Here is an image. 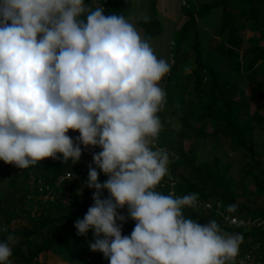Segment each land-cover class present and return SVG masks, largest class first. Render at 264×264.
Here are the masks:
<instances>
[{
  "label": "clouds",
  "instance_id": "1",
  "mask_svg": "<svg viewBox=\"0 0 264 264\" xmlns=\"http://www.w3.org/2000/svg\"><path fill=\"white\" fill-rule=\"evenodd\" d=\"M170 69L134 24L102 6L0 0V161L20 169L49 158L77 163L80 145L99 147L87 182L94 203L74 224L78 235L93 231L91 251L109 264H234L241 234L186 218L197 193L156 190L168 174L169 155L155 142ZM129 218L135 226L127 236ZM15 242L14 234L0 241V264H12Z\"/></svg>",
  "mask_w": 264,
  "mask_h": 264
},
{
  "label": "trees",
  "instance_id": "2",
  "mask_svg": "<svg viewBox=\"0 0 264 264\" xmlns=\"http://www.w3.org/2000/svg\"><path fill=\"white\" fill-rule=\"evenodd\" d=\"M85 3L93 10L102 6L106 15H130L131 0H98L95 5L91 0H85ZM214 7L221 8V22L215 34L227 32V35L210 50L220 57L219 60L224 59L225 72L219 69L218 63L202 56L198 21ZM147 8V21L137 16L134 19L142 27L144 38L150 42L161 32L162 25L156 0H147ZM181 12L186 18L172 42L171 69L163 85L166 92L165 111L158 113L162 126L166 128L155 142L157 148L165 149L169 155L168 174L156 190L164 195L175 193L177 197L197 193V206L183 209L185 217L202 225L215 220L223 232L241 234L243 241L238 255L244 257L249 254L253 264H264V224L242 226L229 224L225 218L237 215L264 219V207L258 204L250 206L253 198L244 196L247 184H251L253 189L248 191V195L264 199V138L260 139L257 132L258 129L264 130V112L260 109V105L264 104V81L247 96L237 79L257 72L264 73V43L260 44L264 40V0H209L199 6L185 1ZM248 23L256 30L245 38L242 30ZM245 41L249 45L239 55ZM252 100L259 103L254 110H251ZM167 114L179 121V128L172 135L168 134L170 122L165 119ZM74 133L76 142L79 133ZM201 137H221L234 150L240 151L243 162L238 179L234 178L229 171L230 166L225 165L215 151L210 159L204 160L199 158L196 143L185 148L186 138L197 140ZM80 146L82 156L77 163L63 161L50 173H41L34 166L21 169L26 218L35 225L8 233L19 234L26 240L25 245L19 240L12 245V264H46L49 258L55 257L66 260L53 252L55 246L74 256L70 264H109L102 253L89 248V244L94 242L93 231L90 229L86 236H81L74 227L75 222L82 220L93 205L95 191L87 187L89 169L85 161L90 147ZM97 171L100 172L99 182L104 183L108 177L99 169ZM66 172L71 173V177L66 178ZM78 185L82 187L83 198L76 197ZM39 187H42L41 190ZM239 187L244 189L243 192ZM50 193L52 198H43ZM66 193L70 196L63 201L61 197ZM108 196L105 190L102 199ZM206 202H210L211 207L205 208ZM229 205H235L236 211L228 212ZM41 206L43 208L39 210ZM122 214L128 215L127 208ZM0 216L6 222L14 218L12 212L2 207ZM134 226L135 221L129 218L123 224L122 234L130 236ZM43 231L47 234L42 235ZM37 236L40 240L35 239ZM236 264L240 263L236 261Z\"/></svg>",
  "mask_w": 264,
  "mask_h": 264
},
{
  "label": "rangeland",
  "instance_id": "3",
  "mask_svg": "<svg viewBox=\"0 0 264 264\" xmlns=\"http://www.w3.org/2000/svg\"><path fill=\"white\" fill-rule=\"evenodd\" d=\"M187 1L188 3L194 4L196 6H199L200 3L206 2L209 0H156V7L158 12V17L160 19L162 29L161 32L154 37L151 38L150 44L153 47L155 54L159 58H163L169 62V64L172 61V42H174L176 36H177V29L183 22V20L186 18L184 14L181 12V7L184 4V2ZM95 5V2H93ZM148 8H147V0H131V10L130 15L125 16V18L139 31L142 37H144V32L141 26H139L134 17H140L144 19L145 17H148ZM237 16H235V21H237ZM221 22V8L220 7H214L211 9V11L208 14H205L202 16L198 21V27L200 29V36H201V46L203 50V58L207 59L213 63L219 64V69L225 72V65H224V59L219 60V56L217 54L212 53L210 50L211 45H215L217 41L220 39H224L227 35V32L223 33L222 35L215 34V29L219 26ZM258 28V27H255ZM256 30V29H255ZM253 28H251V24H246V27L242 30L244 37L248 38L251 36L254 31ZM212 41L210 42V40ZM264 40L260 41V44H263ZM249 45L247 41L244 42L242 49L239 50V55L241 52H243L244 48H246ZM238 82L240 86L243 88L245 94L247 96H250L252 89L260 85L264 81V73L263 72H257L253 75H244L243 77L239 76ZM166 80V76L161 81V87L163 88L164 82ZM251 104V110H254L256 105L259 103L257 101L252 100L250 102ZM261 112H264V104L260 105ZM165 111V110H164ZM165 113V112H163ZM165 119L170 122L168 125L169 133L172 135L176 129L179 128V121L172 115L167 114ZM166 128L164 125L162 126V131H165ZM258 134H260V139L264 138V130H257ZM68 135L72 137V139H75V133L73 131H69ZM163 135V133H161ZM164 139V138H163ZM194 143L197 145V153L199 155V158L207 160L210 159L212 156V152H216L221 156V159L225 165L230 166V173L234 176L235 179H238L240 176V167L243 162V157L240 153V151L234 150L231 146V144L227 140H223L221 137H201L197 140L194 138H186L184 140V146L185 148H189ZM169 144V142H168ZM63 162L62 158L57 159H45L37 163V165L34 166L37 170H39L41 173H50L53 169H55L58 165H60ZM21 169L17 168L14 165L5 164L3 161H0V196H1V202L0 207H2L4 210L6 209L9 212H12L14 215V218H12L9 222H6L2 216H0V241H4L5 237L8 235L9 232L13 230H17L19 228H25L29 229L32 226L35 225V222L29 221L26 218V212L27 208L22 202V198L24 196L23 194V184L21 183ZM240 191L243 192L244 189L242 187L238 188ZM253 187L251 184H247V189L244 191V196L253 198L252 201H250V206H253L255 204H258L260 206L264 207V199L263 197H252L248 195V191L252 190ZM81 185H78L77 191H76V197L77 198H83V192H82ZM70 196L69 193L64 194V196L61 197L63 201H66L68 197ZM43 206L39 207V210L42 209ZM119 212H123V209H118ZM7 228V232H5L3 229ZM42 235L47 234V232L43 231L41 233ZM234 234V233H230ZM16 237V241H20L22 245L26 244V240L22 239L20 235L18 234ZM36 240H40V238L37 236L35 238ZM53 252L59 254L62 256V258L66 259L63 260L61 258L55 257V259H50L46 264H70V262L73 260L74 256L72 254H69L66 251H61L58 246H55L53 249ZM56 255V254H55ZM42 259V257H40ZM253 259L249 260L246 264H253ZM232 264V262H231ZM236 264V260L234 262Z\"/></svg>",
  "mask_w": 264,
  "mask_h": 264
},
{
  "label": "built area",
  "instance_id": "4",
  "mask_svg": "<svg viewBox=\"0 0 264 264\" xmlns=\"http://www.w3.org/2000/svg\"><path fill=\"white\" fill-rule=\"evenodd\" d=\"M101 150L99 147H90V152H89V156L85 161V165L87 169H90V167H95L94 163H93V154L95 153H99ZM65 177L69 178L71 177V173L66 172L65 173ZM42 187H39V190H41ZM53 194H45L43 195L44 199L47 198H52ZM218 204V202H217ZM205 208H209L211 207V203L210 202H206L205 203ZM226 221L229 224H240L242 226H259L261 224H264V219L255 217V218H250L248 216H237V215H232V216H227L225 217ZM238 263L240 264H246L249 260H250V256L249 254H246L244 257L238 255L235 259Z\"/></svg>",
  "mask_w": 264,
  "mask_h": 264
},
{
  "label": "crops",
  "instance_id": "5",
  "mask_svg": "<svg viewBox=\"0 0 264 264\" xmlns=\"http://www.w3.org/2000/svg\"><path fill=\"white\" fill-rule=\"evenodd\" d=\"M91 2H92V4H93V2H95V4H97L98 3V0H91ZM212 41V39L210 40V42ZM211 47H213V45H211V44H209Z\"/></svg>",
  "mask_w": 264,
  "mask_h": 264
}]
</instances>
